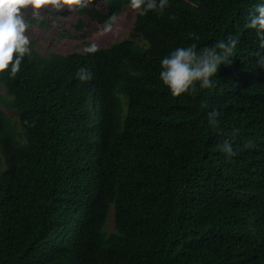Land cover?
<instances>
[{
    "label": "trees",
    "instance_id": "16d2710c",
    "mask_svg": "<svg viewBox=\"0 0 264 264\" xmlns=\"http://www.w3.org/2000/svg\"><path fill=\"white\" fill-rule=\"evenodd\" d=\"M103 2L77 11L109 24L130 5ZM260 3L168 0L94 54L30 41L0 73V264H264V49L245 27ZM230 39L214 86L173 98L161 60Z\"/></svg>",
    "mask_w": 264,
    "mask_h": 264
},
{
    "label": "clouds",
    "instance_id": "9594fccd",
    "mask_svg": "<svg viewBox=\"0 0 264 264\" xmlns=\"http://www.w3.org/2000/svg\"><path fill=\"white\" fill-rule=\"evenodd\" d=\"M90 3L91 0H0V73L8 69L10 77L15 78L24 57L31 53V42L26 35L30 24L25 16V10L29 6L32 17L40 21L43 19L45 5H51L55 11H62L67 5L69 11H76ZM167 6L168 0H130V8L141 16L149 11L162 14ZM245 27L255 30L260 41L259 46L264 49V3L255 7V14ZM193 38L199 39L195 34ZM237 43L238 41L233 39L227 42L218 41L215 45L205 46L199 51L195 44L178 47L161 60L160 80L173 98L183 94H196L197 85L199 89H210L214 86L213 77L218 73L220 66L231 63L230 58ZM97 50V46L92 44L86 47L84 52L94 54ZM255 55L258 57L257 63L264 67V55L259 52ZM76 76L81 82L92 78L90 71L84 67L78 69ZM207 116L209 125L216 127L219 124V113L216 110L209 111ZM220 149L229 158L236 155L228 140Z\"/></svg>",
    "mask_w": 264,
    "mask_h": 264
},
{
    "label": "rangeland",
    "instance_id": "374dc122",
    "mask_svg": "<svg viewBox=\"0 0 264 264\" xmlns=\"http://www.w3.org/2000/svg\"><path fill=\"white\" fill-rule=\"evenodd\" d=\"M92 3L104 9L103 0H91L90 4ZM67 8L68 6L65 5L64 10L55 11L51 5H45V10L42 12L45 24L32 17L31 6L25 10V16L30 24L26 35L30 41H34V48L41 52H70L84 49L92 44L96 46L108 45L128 35L136 13L128 5L114 17L111 23L105 24L97 22L77 10L69 11ZM79 23L80 26L77 27ZM4 89L0 82V92H4ZM6 110L9 114H14L9 108Z\"/></svg>",
    "mask_w": 264,
    "mask_h": 264
}]
</instances>
